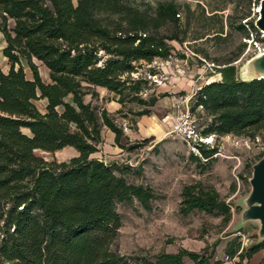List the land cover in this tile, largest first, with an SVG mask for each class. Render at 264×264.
I'll use <instances>...</instances> for the list:
<instances>
[{
	"label": "trees",
	"instance_id": "trees-1",
	"mask_svg": "<svg viewBox=\"0 0 264 264\" xmlns=\"http://www.w3.org/2000/svg\"><path fill=\"white\" fill-rule=\"evenodd\" d=\"M177 15L173 3L142 11L130 0H0L2 54L9 67L6 73L0 70V264H130L114 248L121 228L116 208L136 201L148 212L156 196L150 187L130 183L119 168L92 157L103 142V128L121 149L138 145L126 147L108 112L84 97L94 98V89L103 88L122 107L144 106L135 117L149 116L159 97L140 98L146 82L131 77L133 64L171 56L169 42L178 39L159 30L175 24ZM34 60L47 69V83ZM233 70L225 67L221 80L202 85L193 96L191 110L200 108L209 120L199 131L203 137L254 138L264 129V79L240 82ZM37 101L45 102L43 111ZM65 148L77 153L68 162L35 154ZM197 150L206 161L217 153L205 144ZM180 196L183 216L199 211L230 220L229 205L210 186L187 185ZM238 249L236 244L228 251L231 258ZM260 250L264 241L243 250L235 264ZM214 252L180 248L131 261L221 264Z\"/></svg>",
	"mask_w": 264,
	"mask_h": 264
},
{
	"label": "rangeland",
	"instance_id": "rangeland-1",
	"mask_svg": "<svg viewBox=\"0 0 264 264\" xmlns=\"http://www.w3.org/2000/svg\"><path fill=\"white\" fill-rule=\"evenodd\" d=\"M259 2L130 0L133 6L142 11H150L158 4L165 3H173L178 9L177 22L159 30L161 35H175L178 39L169 42L171 56L167 59L157 58L150 63L139 61L133 64L136 72L131 77L146 82L139 94L140 98L148 101L151 96L159 97L155 106L150 108L149 116L135 117L133 113L144 109V106L135 102L119 106L115 100L116 95L106 90L95 88L96 97H84L85 103L90 102L108 112L114 123L121 128L125 137L121 142L126 147L135 146L136 143L138 145L131 150L121 149L114 142L112 145L106 134L108 130L103 128V142L92 157L119 168L125 172L130 183L148 186L156 196L148 212L136 201L119 204L116 208L121 215V228L114 248L128 257L130 264L136 256L175 253L180 248L193 252L207 249L211 252L222 245H226L225 261V256L232 259L228 251L236 244L239 247L241 245L240 238L235 235L237 232L232 231V228L241 210L237 203L250 190L248 179L251 167L264 154V129L256 132L254 138L208 136V144L205 145L217 149V153L208 161L201 158L198 150L170 137L168 131L176 112L186 106L201 131L209 120L199 108L191 110L196 90L208 81L221 80V71L228 66L233 67V75L238 77L239 68L262 52L264 36L250 28V24L254 27ZM239 26H245V30H239ZM34 62L40 77L46 79L47 69L39 62ZM24 67L30 76L28 68ZM66 101L70 102V98H66ZM44 105L43 101L36 102L40 111L44 110ZM140 119L145 121L144 127L147 130L141 132L144 134L137 131L136 123ZM123 127L127 130L124 131ZM22 131L28 134L27 130ZM35 154L46 161L54 160L57 163L68 162L77 155L72 148L53 154L37 150ZM195 156L199 160H195ZM195 183L214 188L229 205L231 217L227 223L219 214L193 211L183 216L179 213L182 189ZM242 231L247 240L245 250L256 242L257 227L249 223ZM235 258L237 263L239 257Z\"/></svg>",
	"mask_w": 264,
	"mask_h": 264
},
{
	"label": "water",
	"instance_id": "water-1",
	"mask_svg": "<svg viewBox=\"0 0 264 264\" xmlns=\"http://www.w3.org/2000/svg\"><path fill=\"white\" fill-rule=\"evenodd\" d=\"M254 28L264 36V0H260ZM240 82L249 83L264 79V52L253 56L240 68L238 74ZM251 176L248 179L250 190L239 199L237 205L241 208L232 231L238 232L247 224L257 227L256 243L264 241V154L252 165Z\"/></svg>",
	"mask_w": 264,
	"mask_h": 264
},
{
	"label": "built area",
	"instance_id": "built-area-1",
	"mask_svg": "<svg viewBox=\"0 0 264 264\" xmlns=\"http://www.w3.org/2000/svg\"><path fill=\"white\" fill-rule=\"evenodd\" d=\"M263 51L264 49L262 50V52ZM126 130L127 129L124 128V131ZM168 135L180 140L182 143L193 150H197V146L199 144H208V137H203L200 135V132L195 123V118L187 106L185 107V109L176 112V114L174 115L172 123L170 125V129L168 131ZM235 235L240 238L241 245L236 255L232 259H229L228 256H225L224 258L225 261H230L232 264L236 263L235 257L242 252L247 242L246 236L242 230L238 231Z\"/></svg>",
	"mask_w": 264,
	"mask_h": 264
},
{
	"label": "crops",
	"instance_id": "crops-1",
	"mask_svg": "<svg viewBox=\"0 0 264 264\" xmlns=\"http://www.w3.org/2000/svg\"><path fill=\"white\" fill-rule=\"evenodd\" d=\"M0 37H1V43H0V54L2 55L1 57L2 58H0V70L3 72V73H6L7 71H8V69H9V67H8V65H7V62H6V59L4 58V56H3V54H2V50L4 49V47H5V41H4V37H3V35H2V33L0 32ZM36 64V63H35ZM25 70V69H24ZM46 72V71H45ZM46 74V76H47V78L46 79H42L41 78V80L43 81V82H48L49 80H48V72H46L45 73ZM25 75H26V78L27 79H31V76H28L27 74H26V72H25ZM210 81H208V82H206V83H209ZM212 82V81H211ZM205 83V84H206ZM200 88V87H199ZM198 88V89H199ZM96 89H101V90H105V89H103V88H96ZM197 89V90H198ZM44 102V101H43ZM117 104V103H116ZM119 105V104H118ZM120 106V105H119ZM143 120V119H142ZM141 119H140V121H137V123H136V127H137V131H139V133H141V132H146V128L144 127L145 126V121L143 120L142 121ZM173 120V119H172ZM172 123V122H171ZM106 129V128H105ZM107 130V129H106ZM105 132V131H104ZM147 132H149V131H147ZM106 134H107V136H108V138H109V140H110V144H112L113 142H114V135L110 132V131H106ZM141 134H144V133H141ZM135 136H136V134H135ZM112 145H114V144H112ZM116 147H114V149H115ZM67 149V148H66ZM68 149H71V148H68ZM113 149V150H114ZM118 151H119V149H118ZM113 152H115V151H113ZM225 247H226V245H222V246H220V247H218V248H216V250H215V252H214V260H219L220 262H221V264H232L231 262H225V261H223V257H224V249H225ZM262 261H264V250H260V251H258L257 253H255L249 260H244V262H243V264H262L263 262Z\"/></svg>",
	"mask_w": 264,
	"mask_h": 264
},
{
	"label": "bare ground",
	"instance_id": "bare-ground-1",
	"mask_svg": "<svg viewBox=\"0 0 264 264\" xmlns=\"http://www.w3.org/2000/svg\"><path fill=\"white\" fill-rule=\"evenodd\" d=\"M264 52V51H263ZM262 53V52H261Z\"/></svg>",
	"mask_w": 264,
	"mask_h": 264
}]
</instances>
